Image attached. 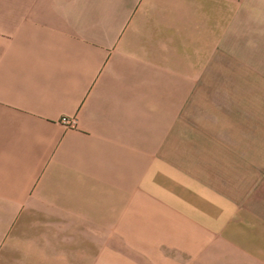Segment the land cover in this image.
<instances>
[{
    "label": "crops",
    "instance_id": "obj_1",
    "mask_svg": "<svg viewBox=\"0 0 264 264\" xmlns=\"http://www.w3.org/2000/svg\"><path fill=\"white\" fill-rule=\"evenodd\" d=\"M264 264V0H0V264Z\"/></svg>",
    "mask_w": 264,
    "mask_h": 264
},
{
    "label": "rangeland",
    "instance_id": "obj_2",
    "mask_svg": "<svg viewBox=\"0 0 264 264\" xmlns=\"http://www.w3.org/2000/svg\"><path fill=\"white\" fill-rule=\"evenodd\" d=\"M4 261H5L6 263L10 264L11 259H10V258H6V259H4Z\"/></svg>",
    "mask_w": 264,
    "mask_h": 264
}]
</instances>
